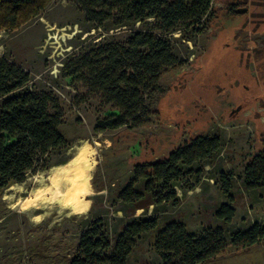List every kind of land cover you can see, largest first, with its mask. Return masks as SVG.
Returning a JSON list of instances; mask_svg holds the SVG:
<instances>
[{
	"label": "rangeland",
	"instance_id": "obj_1",
	"mask_svg": "<svg viewBox=\"0 0 264 264\" xmlns=\"http://www.w3.org/2000/svg\"><path fill=\"white\" fill-rule=\"evenodd\" d=\"M234 5L246 11L233 13ZM109 27V21L96 27L72 0H51L18 27L0 30V56L28 71L32 85L51 90L59 100L64 115L59 131L69 144L53 149L43 168L0 191V264H65L81 231L99 227L113 242L132 218L148 216H156L158 225L139 234L126 264H161L155 236L172 221L195 234L208 227L223 230L226 248L199 264H264V238L243 248L230 244L232 233L264 224V186L246 189L244 179L245 164L264 149V0H213L199 26L171 33L180 64L167 68L144 97L146 121L97 132L96 120L116 109L72 72L83 56H91L100 37L114 33ZM197 135H218L219 149L182 166L185 176L171 189L149 193L145 180L137 182L146 209L119 199L135 165L163 160ZM82 143L97 148L85 196L88 208L75 213L56 202L24 205L48 185L49 171ZM221 173L230 177L235 210L228 223L215 216L218 206L229 202ZM170 191L173 199L160 200Z\"/></svg>",
	"mask_w": 264,
	"mask_h": 264
},
{
	"label": "trees",
	"instance_id": "obj_2",
	"mask_svg": "<svg viewBox=\"0 0 264 264\" xmlns=\"http://www.w3.org/2000/svg\"><path fill=\"white\" fill-rule=\"evenodd\" d=\"M51 0H0V30L12 29L38 15ZM96 27L109 21L115 29L109 38L100 37L91 56L85 55L72 74L99 94L116 111L96 120L95 131L123 125L139 126L146 119L144 97L155 90L163 72L178 63L172 52L171 33L196 28L211 11L213 0H72ZM239 5L230 6L235 12ZM138 23V26H134ZM104 38V39H103ZM63 109L51 90L31 84V76L19 65L0 56V191L22 182L29 172L44 167L53 149L68 148L59 131ZM220 147L218 135H197L172 150L167 158L137 164L118 197L133 209L148 207L135 184L145 180V190L171 189L185 176L182 166L208 159ZM246 189L264 186V149L244 166ZM220 183L229 202L215 211L228 223L235 210L230 177L221 173ZM160 197V196H159ZM174 191L160 200L173 199ZM156 216L132 218L111 242L99 227L81 231L75 253L65 264H126L139 234L154 230ZM264 238V224L254 223L236 231L230 244L243 248ZM228 242L220 227H208L200 234L186 229L181 222H169L155 236L154 247L161 264H199L223 251Z\"/></svg>",
	"mask_w": 264,
	"mask_h": 264
},
{
	"label": "bare ground",
	"instance_id": "obj_3",
	"mask_svg": "<svg viewBox=\"0 0 264 264\" xmlns=\"http://www.w3.org/2000/svg\"><path fill=\"white\" fill-rule=\"evenodd\" d=\"M96 144L82 143L75 147L70 159L53 167L47 175L48 185L36 190L26 201L30 207L56 202L60 209L83 212L88 208L85 196L90 192L88 177L96 162Z\"/></svg>",
	"mask_w": 264,
	"mask_h": 264
},
{
	"label": "water",
	"instance_id": "obj_4",
	"mask_svg": "<svg viewBox=\"0 0 264 264\" xmlns=\"http://www.w3.org/2000/svg\"><path fill=\"white\" fill-rule=\"evenodd\" d=\"M245 11H246L245 7H238V8L235 9L236 13H242V12H245Z\"/></svg>",
	"mask_w": 264,
	"mask_h": 264
}]
</instances>
